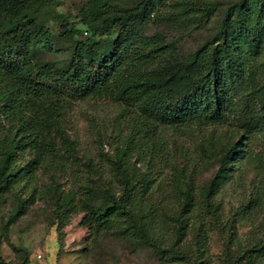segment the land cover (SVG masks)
Returning <instances> with one entry per match:
<instances>
[{"label":"rangeland","instance_id":"374dc122","mask_svg":"<svg viewBox=\"0 0 264 264\" xmlns=\"http://www.w3.org/2000/svg\"><path fill=\"white\" fill-rule=\"evenodd\" d=\"M30 1L45 33L32 43L33 57L64 67L74 45L91 38L84 16L91 0ZM186 1L192 0H162L143 20L117 25L115 35L159 38L170 45L174 60L185 59L218 31L236 0H208L218 2L219 10L202 28L192 20L199 12L182 7ZM137 2L114 0L112 16ZM253 39L248 33L250 45ZM55 139L56 154L0 195V260L6 264H169L122 237L121 222L111 230L97 224L101 201L93 191L104 184L119 187L117 164L152 182L147 195L173 212L180 206L179 193L190 186L193 213L186 217L185 241L193 257L186 264H248V250L264 241V140L259 136L246 140L229 124L166 128L102 96L72 102ZM225 146H239V154L230 155L220 172Z\"/></svg>","mask_w":264,"mask_h":264},{"label":"trees","instance_id":"16d2710c","mask_svg":"<svg viewBox=\"0 0 264 264\" xmlns=\"http://www.w3.org/2000/svg\"><path fill=\"white\" fill-rule=\"evenodd\" d=\"M113 1L91 0L84 14L91 38L77 42L68 63L58 67L35 60L30 51L45 34L33 2L0 0V195L56 154L55 134H62L69 106L92 97H111L166 128L229 124L246 140H264V0L230 3L218 31L182 60H174L170 45L159 38L115 35L117 25L143 20L162 0H138L119 17L112 16ZM182 7L199 12L192 20L202 28L217 15L219 3L192 0ZM238 150L223 147L220 172ZM117 166L119 187L104 184L93 191L101 201L99 227L111 230L121 222L120 235L132 244L154 250L169 264L189 263L190 186L179 193L173 212L147 195L152 182ZM246 257L248 264L263 262L264 241Z\"/></svg>","mask_w":264,"mask_h":264}]
</instances>
